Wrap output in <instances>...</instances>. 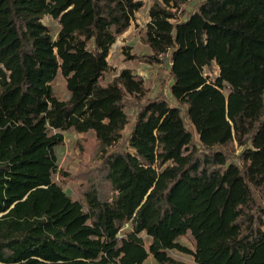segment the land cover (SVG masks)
<instances>
[{"label": "trees", "instance_id": "16d2710c", "mask_svg": "<svg viewBox=\"0 0 264 264\" xmlns=\"http://www.w3.org/2000/svg\"><path fill=\"white\" fill-rule=\"evenodd\" d=\"M191 3L149 8L153 92L109 59L143 0H0V264H264V0Z\"/></svg>", "mask_w": 264, "mask_h": 264}, {"label": "rangeland", "instance_id": "374dc122", "mask_svg": "<svg viewBox=\"0 0 264 264\" xmlns=\"http://www.w3.org/2000/svg\"><path fill=\"white\" fill-rule=\"evenodd\" d=\"M144 6L137 11L136 19L132 22L130 27L117 39L113 44L111 53L109 56L110 62L117 68L132 67L137 73L142 74L148 86H150L156 92L158 90L157 74L154 68L145 62L139 61L137 58H130V55L142 54L147 51V45L145 41L146 24L149 21V8L156 2V0H143ZM197 0H192L191 4H194ZM44 22L49 23L50 20L47 16L44 17ZM55 29L57 25H54ZM216 73V71H215ZM53 92L59 99L67 98V91L65 87V80L59 77L53 83ZM130 129H128L129 131ZM81 134L68 133L66 135V143L63 147L58 149V155L60 160V167L68 169L70 171L75 170L78 167L79 159L77 154L79 152L76 147L82 139ZM70 185H65L66 190L71 191ZM182 241L193 247V242L189 237H183ZM172 255L181 260L185 264H193V258L189 254L181 252H172ZM145 264H153L149 261Z\"/></svg>", "mask_w": 264, "mask_h": 264}]
</instances>
